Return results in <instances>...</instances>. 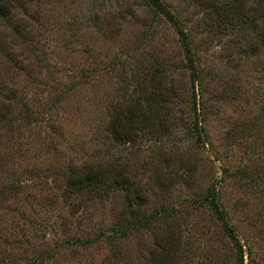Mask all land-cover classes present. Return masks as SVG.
Returning <instances> with one entry per match:
<instances>
[{
  "label": "rangeland",
  "instance_id": "obj_1",
  "mask_svg": "<svg viewBox=\"0 0 264 264\" xmlns=\"http://www.w3.org/2000/svg\"><path fill=\"white\" fill-rule=\"evenodd\" d=\"M161 1L195 51L194 88L177 27L148 0H12L0 20V264H161L173 231V264H235L201 204L210 192L244 264H264V0ZM153 93L163 106L115 141L116 111ZM98 164L104 185L65 193L69 166ZM160 207L171 213L134 224Z\"/></svg>",
  "mask_w": 264,
  "mask_h": 264
},
{
  "label": "trees",
  "instance_id": "obj_2",
  "mask_svg": "<svg viewBox=\"0 0 264 264\" xmlns=\"http://www.w3.org/2000/svg\"><path fill=\"white\" fill-rule=\"evenodd\" d=\"M148 3L154 11H157L160 14L164 15L166 17V19L169 21V23H171L172 25H175L177 27V32H178V35L180 36L179 42H180L182 52H183V60H184L183 65L190 74L191 84L193 85V88H194V84L197 81H199L197 64H195V59H194L195 58V51H194L193 46L189 40V37L187 36L185 31L183 30L182 22H179V20L176 19L177 17L171 13L170 9L161 0H148ZM13 8H14V3L12 2V0H0V20L9 16V14L12 12ZM256 11H258V10H256ZM226 13H227V11H226ZM226 15H229V14L227 13ZM229 16H232V15H229ZM228 21L231 22V24L233 25L234 23L238 22V18H236V20H235V19H232V17H231L228 19ZM82 70L83 71L81 72V74L87 75V72L89 70H86V71H84V69H82ZM150 78L152 80V86L154 88L157 87L156 85H158L159 83L156 81L157 80L156 78H158V76L152 75ZM153 94H149L148 96H145V98L141 101V104L139 106H137L138 109H136V110H133V109L129 110V108H128V110H126V111H124V110L122 112H119V110L116 111L115 118H114L113 122L111 123V128H110V135H112V138L115 141H117V142L127 141L128 142V141H131L132 139L136 138L140 134L143 126L138 124L139 123V117L138 116H140V114H142V111H145L143 108L154 109L153 105H155L156 103L160 105V106H157L158 108H161V106H163L162 103H160V102H163V99H161L159 95H157V94L153 95ZM202 102H204L203 99H202ZM192 104H193V108H195L196 93L194 90H193ZM195 111H196V108H195ZM153 113L154 114H157V113L160 114V112H156V110ZM2 116H3V114H2ZM160 118H161V116H160ZM161 121H163V120L161 119ZM136 124H137V126H136ZM194 125H195V127L193 128V130L197 133V136L200 139V130H199V127L197 125V122H195ZM106 168L107 167L104 168V166L101 164L87 165V166H84L83 168H74V167L69 166L65 170L64 180H63V183H64L63 189H64L65 193L71 195V194H78V193H82V192H89V191L97 190L98 188H100L102 185H104L106 183V179H107V174H106L107 169ZM119 177H120V175H119ZM198 200L199 199H196V200H193L192 202L195 204H198L197 203ZM202 203H205L207 205V207L210 208L211 212L213 213V215L216 218V221L219 224V227L222 229L224 234L226 236H228V238L232 241L231 243H232L233 248H235L234 251L236 254L235 264H244V258H243L244 253L242 250V245L239 242V240L236 238V235L233 232V228H232L231 224H229L230 221H229L227 212L225 210V207H223V205L219 204L216 201L215 194L213 192L208 193L207 196H205L201 200V204ZM168 212H170V211H168L167 208L160 207L159 209H157L155 211V214H147V213L142 214L140 220L137 222L134 221V224L136 226L146 227L153 217H155L157 215H164L165 213H168ZM166 229H168V228H165V230ZM110 233L111 234L112 233L113 234H115V233L124 234V232L120 231V228H118V227H115V228L113 227V229H111ZM175 235H176V232L173 231L169 236V242L170 243L167 246L166 251L162 254V256H164V259L162 260L161 264H173L171 262L173 259V258H171V257H173V256H171V253H173L172 250L175 248V245H176ZM70 240L73 243H77V242L81 243V241L78 240L77 237H74V236L71 237ZM81 240L84 244L89 242L88 237H85V238L83 237V239H81ZM45 256L49 257V253H48V255H46V252L43 251L37 255L35 260H37V259L42 260L45 258ZM160 261H161V256H160V259L158 258V260L155 262V264H160ZM30 264H32V263L30 262ZM246 264H257V263L251 260L250 262L248 261Z\"/></svg>",
  "mask_w": 264,
  "mask_h": 264
}]
</instances>
